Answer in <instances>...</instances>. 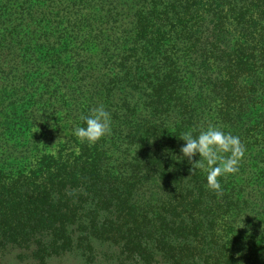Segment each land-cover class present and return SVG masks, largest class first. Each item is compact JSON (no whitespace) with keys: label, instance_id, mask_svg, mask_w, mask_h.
I'll return each instance as SVG.
<instances>
[{"label":"trees","instance_id":"trees-1","mask_svg":"<svg viewBox=\"0 0 264 264\" xmlns=\"http://www.w3.org/2000/svg\"><path fill=\"white\" fill-rule=\"evenodd\" d=\"M208 125L245 148L222 195L180 158ZM64 256L264 264V0H0V264Z\"/></svg>","mask_w":264,"mask_h":264},{"label":"clouds","instance_id":"clouds-1","mask_svg":"<svg viewBox=\"0 0 264 264\" xmlns=\"http://www.w3.org/2000/svg\"><path fill=\"white\" fill-rule=\"evenodd\" d=\"M79 119L83 126L74 127L73 135L80 143L95 144L112 132L111 113L102 103L92 107L87 115H81ZM179 138L184 141L180 147V158L204 173L207 190L222 195L220 178L237 173L245 153L240 138L215 125L202 127L199 131L187 129ZM196 155L199 159L193 161Z\"/></svg>","mask_w":264,"mask_h":264},{"label":"rangeland","instance_id":"rangeland-1","mask_svg":"<svg viewBox=\"0 0 264 264\" xmlns=\"http://www.w3.org/2000/svg\"><path fill=\"white\" fill-rule=\"evenodd\" d=\"M5 264H25V263H20L14 260L13 258H8L5 261ZM27 264L29 263L27 262ZM49 264H84V263L75 256H64V257H58V258L51 260Z\"/></svg>","mask_w":264,"mask_h":264}]
</instances>
